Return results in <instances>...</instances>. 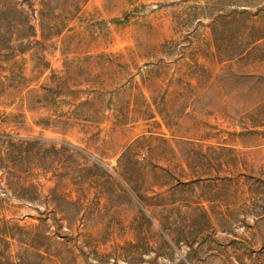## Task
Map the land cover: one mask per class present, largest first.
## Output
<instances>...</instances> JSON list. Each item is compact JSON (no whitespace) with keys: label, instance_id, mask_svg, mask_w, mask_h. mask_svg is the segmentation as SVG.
Wrapping results in <instances>:
<instances>
[{"label":"rangeland","instance_id":"374dc122","mask_svg":"<svg viewBox=\"0 0 264 264\" xmlns=\"http://www.w3.org/2000/svg\"><path fill=\"white\" fill-rule=\"evenodd\" d=\"M0 264H264V0H0Z\"/></svg>","mask_w":264,"mask_h":264}]
</instances>
